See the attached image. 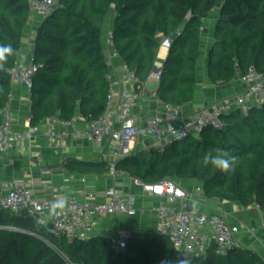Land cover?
Here are the masks:
<instances>
[{
  "label": "trees",
  "instance_id": "trees-1",
  "mask_svg": "<svg viewBox=\"0 0 264 264\" xmlns=\"http://www.w3.org/2000/svg\"><path fill=\"white\" fill-rule=\"evenodd\" d=\"M29 1L0 0V42H11L19 54L32 17ZM59 5L43 18L36 34L33 62L39 69L30 98L32 128L78 115L90 123L106 111L110 69L103 34L110 15L115 49L142 83L155 71L162 41L176 36L159 83L158 98L164 104L185 107L194 101L201 29L216 11L215 42L208 54L211 83L228 85L251 68L264 73V0H59ZM18 58L10 57L7 71L0 72V127L12 92L8 70ZM224 120L222 130L205 128L163 151L150 149L120 159L115 171L143 185L198 180L208 199L257 206L264 214V107L247 115L234 111ZM216 147L235 149L240 162L234 171L223 173L203 164L204 153ZM66 167L82 174L108 171L106 163L76 160ZM51 230V224L26 214L0 211V264H176L177 258L185 264H264L255 252L239 249L218 256L213 247L205 257L190 260L158 234L129 237L126 250L118 251L108 237L70 242Z\"/></svg>",
  "mask_w": 264,
  "mask_h": 264
},
{
  "label": "built area",
  "instance_id": "built-area-1",
  "mask_svg": "<svg viewBox=\"0 0 264 264\" xmlns=\"http://www.w3.org/2000/svg\"><path fill=\"white\" fill-rule=\"evenodd\" d=\"M29 2L32 15H39L42 18H46L54 9L60 7L59 0ZM201 31L203 32L204 29ZM162 46L169 49L171 40H164ZM106 47L109 50L107 53L109 57H119L113 42V32L108 33ZM162 67L163 65H158L145 83L140 82L126 68L122 88L117 95L114 93L113 77L109 75L107 79L110 82V95L106 111L97 120L90 122L85 132L77 130L75 118L70 121H56V125L62 127L63 131L56 134L54 128L50 130L49 147L54 149L59 142L58 146L63 149L68 140L86 139L100 149L112 145L118 153V159H123L132 154L134 143L141 138L163 141L164 145L157 148L163 151L165 146L176 141L199 136L205 128L224 129L226 127L224 116L234 111H241L247 115L254 107H264V73L251 68L245 76H242V83L246 89L240 95L225 98L190 115L186 114L184 107L164 104L154 116L139 120L134 116L138 94L143 91L146 83L161 82ZM38 69L33 62L29 66H21L17 63L8 70L12 92L9 95V103L3 111V122L0 127L1 156L10 153L21 155L23 144L37 139L36 128L30 127L26 133L15 130L11 102L14 98L13 89L16 86H24L31 98L33 78ZM111 172L113 176L117 175L115 166H112ZM43 175H51V172L43 171ZM141 185L144 193L162 201L156 208L157 234L169 238L174 248L186 258L194 260L205 257L212 247L218 256L241 249L240 243L235 238L238 229L230 228L224 219L193 213L186 204L189 199L188 193L171 180L157 185ZM2 189L0 211L9 212L14 216L26 214L42 225L47 224L46 216H49L52 234L57 238L65 237L70 242L85 241L97 236L99 219L102 217H136L144 214V211L137 207L135 196H120L115 189L106 192L105 202H97L93 193L88 194L84 199L62 198L67 201V207L57 209L54 215L49 210L52 203L58 199L37 200L31 185L10 182L2 185ZM262 220L264 222V214ZM204 229H209L212 236L203 235ZM112 242L118 251L126 250L124 236L115 238Z\"/></svg>",
  "mask_w": 264,
  "mask_h": 264
},
{
  "label": "crops",
  "instance_id": "crops-1",
  "mask_svg": "<svg viewBox=\"0 0 264 264\" xmlns=\"http://www.w3.org/2000/svg\"><path fill=\"white\" fill-rule=\"evenodd\" d=\"M217 17L218 11L205 22L200 58L197 63L195 98L191 104L184 107L187 115L210 107L225 98L240 95L246 89L241 75L228 85H214L209 80L208 54L215 42L214 31ZM42 21L43 18L39 15H32L28 23L18 58V64L21 66H29L34 61L36 34ZM113 28L114 16L110 15L106 19L103 34L106 53L109 52L106 47L107 36L109 32H113ZM168 55L169 49L161 44L156 68L158 65H163ZM21 56L24 58L21 59ZM108 63L110 75L113 77L114 93L117 95L122 88L126 66L120 57L108 56ZM159 87L160 84L155 82H148L144 85L143 91L138 94V103L134 109V116L137 119L152 117L163 108L164 103L158 98ZM13 93L11 109L14 114V127L17 132L26 133L28 128L32 127L31 100L24 86H16ZM75 119L77 130L85 132L89 122L81 115ZM58 120L60 119H49L37 127V139L23 144L21 155L17 153L0 155V191H3L2 185L6 183L22 182L33 187L35 198L39 201L62 198L84 199L88 194L93 193L97 202H105L106 192L115 189L120 196H135L137 207L143 210L144 214L136 217H102L99 219L97 236L113 240L120 236L143 238L146 235H157L156 208L162 201L144 193L142 185L133 183V180L125 174L117 172L116 176L112 175V166L120 160L112 145L100 149L91 141L79 139L68 140L63 149L58 146L59 142H57V147L51 149L48 145V133L53 128L56 134L63 131L62 127L56 125ZM163 145V141L141 138L134 143L132 154L157 149ZM69 160L93 164L106 163L108 171L104 174L70 172L66 167ZM43 171H50L51 175H43ZM171 181L188 193L189 199L186 204L189 210H191V201L199 200L201 206L196 213L224 219L230 228L238 229L235 238L240 243L241 249L255 252L264 260L263 213L257 206L242 208L227 201L208 199L203 191V183L198 180L175 178ZM46 219L49 225L51 218L46 216ZM202 234L212 236L209 229H204Z\"/></svg>",
  "mask_w": 264,
  "mask_h": 264
},
{
  "label": "clouds",
  "instance_id": "clouds-1",
  "mask_svg": "<svg viewBox=\"0 0 264 264\" xmlns=\"http://www.w3.org/2000/svg\"><path fill=\"white\" fill-rule=\"evenodd\" d=\"M202 29H205L202 28ZM171 40V39H170ZM163 42V41H162ZM170 49V48H169ZM20 55L18 51L13 47L11 42H0V72L7 71V64L10 57ZM24 57L21 56V59ZM235 149L230 148H210L203 155V164L205 166L211 165L214 169H217L223 173H229L235 170V167L239 164L240 158L234 154ZM200 201H191V210L196 213L200 209ZM67 207V201L64 199H58L52 203L50 208L51 214H56L57 209H64ZM166 264V262H165ZM176 264H185L184 260L177 258Z\"/></svg>",
  "mask_w": 264,
  "mask_h": 264
},
{
  "label": "water",
  "instance_id": "water-1",
  "mask_svg": "<svg viewBox=\"0 0 264 264\" xmlns=\"http://www.w3.org/2000/svg\"><path fill=\"white\" fill-rule=\"evenodd\" d=\"M221 7H222V1H220V2L218 3V5H217V9L219 10V9H221ZM175 38H176V36L173 35V36L171 37V41H173ZM238 68H239V66H238ZM133 183H136V181L133 180ZM126 239H127V238H126Z\"/></svg>",
  "mask_w": 264,
  "mask_h": 264
}]
</instances>
